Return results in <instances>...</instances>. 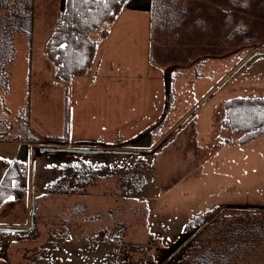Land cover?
Instances as JSON below:
<instances>
[{"label":"rangeland","instance_id":"1","mask_svg":"<svg viewBox=\"0 0 264 264\" xmlns=\"http://www.w3.org/2000/svg\"><path fill=\"white\" fill-rule=\"evenodd\" d=\"M146 2L130 0L125 7ZM181 6L186 8L187 25L171 32L150 29L155 71L148 69L141 50V27L135 33V23L125 21L115 25L111 41L99 42L90 71L65 82L54 79L55 68L44 49L61 0L35 2L31 42L15 36L10 91H0V112L2 104L10 112L4 117L7 122L15 121L20 108L27 109L29 126L40 138L33 143L0 139V159H19L28 170L26 181L14 182L28 196L0 206V230L16 237L6 251L9 264H111L120 256L117 243L93 237L120 233V228L124 244L138 251L125 250L128 262H159L155 250H138L148 241L157 246L148 240V226L164 238L167 248L160 252L166 256L191 236V229L183 232L186 225L207 211L217 208L224 214L216 218L214 230L197 239L216 236L235 216L225 214L230 209L264 210V135L238 145V134L220 129L226 100L264 96V19L237 12L260 37L253 44L230 45L219 28L209 35L193 26L208 7L232 11L225 0H181ZM105 28L111 30L110 25ZM97 37L92 34V39ZM130 39L136 42L128 43ZM169 72L176 74L173 101L167 92ZM77 160L106 170L83 188L40 194L51 182L54 162ZM4 172L0 162V181ZM248 218L264 221V213ZM248 246L229 264H264V242Z\"/></svg>","mask_w":264,"mask_h":264},{"label":"trees","instance_id":"2","mask_svg":"<svg viewBox=\"0 0 264 264\" xmlns=\"http://www.w3.org/2000/svg\"><path fill=\"white\" fill-rule=\"evenodd\" d=\"M36 1L38 0H0L1 95H6L10 91L9 66L16 58L15 36H25L28 43L31 42ZM128 1L130 0H61V12L55 20L53 31L44 47L47 58L55 68V80L68 82L71 78L86 75L90 71L96 58L99 42L105 40L109 35V30L105 28V25H112L116 21ZM180 1L147 0L152 29L160 28L171 32L175 27L187 25L186 8L178 7ZM225 2L232 8V11L223 12L213 6L208 7L201 13L202 15L197 16L193 26L209 35H213L214 30L219 28L225 33V41L230 45L255 43L260 37L258 31L236 13H251L259 19H264V0H225ZM188 28L191 29L189 25ZM178 31L174 35L176 39L179 35ZM92 34H97L96 40L92 39ZM211 46L214 52L219 51L218 41L215 38H213ZM166 51L164 50V52ZM149 53H153V56H149L150 64L157 66L155 52L150 50ZM174 54H177V49L174 50ZM215 54L217 55V53ZM171 72L168 74L167 92L172 100L174 92L171 85L176 74L171 76ZM4 105L2 104L3 109L0 112V126L2 127L0 139L14 143L40 141V138L29 126L28 110L20 108L15 116V121L7 122L4 117L8 116L10 112ZM4 125L8 127V130L3 132ZM220 129L238 134L239 137L236 141L238 145H246L264 135V96L234 97L226 100L222 104ZM56 155L63 157L62 154ZM0 162L5 168L0 181V206L8 199L21 200L27 197L28 192L25 188L14 186L15 180L26 181L28 179V170L24 162L19 159L11 163L0 159ZM105 170L104 166H95L80 160L71 164L54 162L51 170V182L43 186L40 194H64L71 190V187L83 188L91 185L93 178ZM70 183L73 184L68 186ZM256 210L257 212L234 209L226 211L225 214L234 212L235 216L228 225L217 231L215 237L213 236L216 239V244L213 246L210 245V240L207 241L202 237L207 228H211L216 218L223 212L217 208L207 211L195 217L192 222L187 224L188 226L186 225L184 230L197 229V231L189 236L181 244V247L175 248L172 253L166 256L157 250L155 259H158L159 262L143 260V262L138 261L135 264H229V262L222 261L231 256L236 257V253L240 249H245L248 237L254 235L261 239L264 238V221L254 222L248 218L251 213L256 215V213L264 212V210ZM119 230L120 233L113 231L111 235L103 232L95 234L93 239L100 242L117 243L120 256L116 257L111 264H134L128 262L131 259L126 255L125 250H132L133 253L137 250L124 244L121 234L123 229ZM9 233L11 234L10 230H0V234H4L6 238L0 237V252L4 254L0 260L6 263L10 262L6 252L7 248L16 243V237L8 236ZM199 235L203 236L197 239ZM161 240L165 244L163 237ZM3 241L7 244H4ZM149 243L145 247L138 248L139 252L151 250L154 246L152 247L151 242ZM41 247V255H43L45 244ZM186 256L187 258H185ZM34 263L38 264V262Z\"/></svg>","mask_w":264,"mask_h":264},{"label":"crops","instance_id":"3","mask_svg":"<svg viewBox=\"0 0 264 264\" xmlns=\"http://www.w3.org/2000/svg\"><path fill=\"white\" fill-rule=\"evenodd\" d=\"M150 17H151V13H150V11H149V8L147 7V4H145V5H143V6H133V7H130V8H128V7H124L123 8V10H122V12L120 13V15L117 17V19H116V21L112 24V25H110V27H111V30H109V35H108V37L105 39V40H103L102 41V43L103 42H109V41H111L112 40V38H113V36H114V27H115V25H118L119 23H122V22H125V21H129V22H132V23H135V33L136 32H138L139 31V29H140V27H141V31H142V40H143V43L144 44H142L141 45V50L142 51H144V53H145V61H146V65H147V67H148V69L150 68L151 70H154V69H152V66H151V64H150V62H149V49H150V29H151V22H150ZM142 26H144L143 28H142ZM113 29V30H112ZM124 37V39H128V35H126V36H123ZM131 40L133 41V42H136V39H130V40H128V43H130L131 42ZM98 52V51H97ZM113 59V58H112ZM100 65H101V61H100ZM100 65H99V67H100ZM155 71V70H154ZM153 71V72H154ZM164 103L166 102V101H163ZM176 103H177V101H176ZM159 104V103H158ZM163 105V104H162ZM161 105V106H162ZM160 106V107H161ZM159 108V105H158V107H157V109ZM154 113V116L155 117H157L159 114H157L156 115V113H158V111H153ZM162 115V114H161ZM153 116V117H154ZM144 117V116H143ZM151 118V117H150ZM155 119V118H154ZM260 212V211H259ZM261 213V212H260ZM264 213V212H263ZM222 214H224V213H221L220 214V216L222 215ZM229 214V213H228ZM148 229H149V235L147 234V236L149 237V239L148 240H154V241H156V244H157V246H156V248H152L153 250H155L154 251V254L157 252V250H159V252L160 251H163V250H166V248H167V245L166 244H164L163 242H162V240H161V238L160 237H157V236H159V232L157 233V232H152V229H150L149 228V226H148ZM184 230V229H183ZM212 230H214V229H212V228H207V230H206V234L208 233V231H212ZM148 231V230H147ZM185 231V230H184ZM196 231H197V229H192V230H189V232H188V234H194V233H196ZM215 232V231H214ZM157 236H156V235ZM185 234H187V233H185ZM184 233H181V232H179V235H185ZM205 235V234H204ZM215 237V236H214ZM213 236H210L209 238L208 237H205V240H210V245L211 246H213V245H215L216 244V239L214 238ZM188 238V237H187ZM186 238V239H187ZM149 242V241H148ZM147 242V243H148ZM247 246H246V248L245 249H240L239 251H238V253H236V258H241L242 257V255H240V252L241 251H243V250H247L248 248H249V246H248V244L250 243V244H252V243H254V242H257V243H262V242H264V238H259V237H257V236H251V237H248L247 238ZM168 250V249H167ZM232 259H234L233 258V256H231V257H229L227 260H225V261H222V262H232L233 260Z\"/></svg>","mask_w":264,"mask_h":264},{"label":"water","instance_id":"4","mask_svg":"<svg viewBox=\"0 0 264 264\" xmlns=\"http://www.w3.org/2000/svg\"><path fill=\"white\" fill-rule=\"evenodd\" d=\"M42 151H44V150H42ZM46 151V150H45ZM31 212H33V208H32V211Z\"/></svg>","mask_w":264,"mask_h":264}]
</instances>
